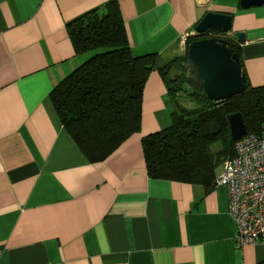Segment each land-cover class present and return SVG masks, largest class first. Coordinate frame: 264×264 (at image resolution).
<instances>
[{
    "label": "crops",
    "instance_id": "obj_1",
    "mask_svg": "<svg viewBox=\"0 0 264 264\" xmlns=\"http://www.w3.org/2000/svg\"><path fill=\"white\" fill-rule=\"evenodd\" d=\"M110 1L0 0V264H264L263 244L237 243L226 186L152 178L143 149L176 110L160 70L188 53L207 12L233 16L226 34L250 84L264 85V4L117 0L133 55L158 60L140 130L91 162L50 94L91 56L76 53L67 24Z\"/></svg>",
    "mask_w": 264,
    "mask_h": 264
},
{
    "label": "trees",
    "instance_id": "obj_2",
    "mask_svg": "<svg viewBox=\"0 0 264 264\" xmlns=\"http://www.w3.org/2000/svg\"><path fill=\"white\" fill-rule=\"evenodd\" d=\"M67 28L76 53L91 56L60 81L50 97L79 149L89 161L98 162L140 130L143 91L158 54L133 55L117 0L74 19ZM212 31L223 34L211 28L189 43L222 37ZM223 38L242 62L240 44L233 36ZM187 57L174 58L160 70L177 104L172 124L143 138L146 167L152 178L199 183L210 190L224 160L235 154L230 114L241 112L249 133L264 134V85H252L246 77L240 94L211 100L202 85L187 77ZM185 84L191 90H184Z\"/></svg>",
    "mask_w": 264,
    "mask_h": 264
},
{
    "label": "water",
    "instance_id": "obj_3",
    "mask_svg": "<svg viewBox=\"0 0 264 264\" xmlns=\"http://www.w3.org/2000/svg\"><path fill=\"white\" fill-rule=\"evenodd\" d=\"M264 0H241V6L249 8L263 5ZM233 16L228 13L207 12L196 26L198 34H207L211 28L229 33ZM239 41H245V33L236 32ZM187 77L203 86L209 99L217 102L240 94L246 88V76L238 52L232 53L229 40L221 37L195 39L189 44L188 57L184 62ZM232 139L238 140L248 133L241 112L229 116Z\"/></svg>",
    "mask_w": 264,
    "mask_h": 264
},
{
    "label": "built area",
    "instance_id": "obj_4",
    "mask_svg": "<svg viewBox=\"0 0 264 264\" xmlns=\"http://www.w3.org/2000/svg\"><path fill=\"white\" fill-rule=\"evenodd\" d=\"M234 148L235 154L224 160L214 184L229 190L238 245H264V134L248 132L235 140Z\"/></svg>",
    "mask_w": 264,
    "mask_h": 264
}]
</instances>
